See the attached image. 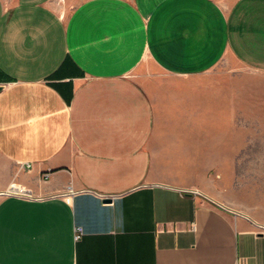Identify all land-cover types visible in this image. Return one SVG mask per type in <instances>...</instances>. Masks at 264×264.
Masks as SVG:
<instances>
[{
	"label": "crops",
	"instance_id": "obj_1",
	"mask_svg": "<svg viewBox=\"0 0 264 264\" xmlns=\"http://www.w3.org/2000/svg\"><path fill=\"white\" fill-rule=\"evenodd\" d=\"M13 18L50 30L24 60L0 42V264H264V149L236 127L264 122L240 81L264 0H0V41Z\"/></svg>",
	"mask_w": 264,
	"mask_h": 264
},
{
	"label": "rangeland",
	"instance_id": "obj_2",
	"mask_svg": "<svg viewBox=\"0 0 264 264\" xmlns=\"http://www.w3.org/2000/svg\"><path fill=\"white\" fill-rule=\"evenodd\" d=\"M241 66L234 62L231 58L226 57L223 59L218 65H216L212 70H210L207 74L202 77L196 78V82H211L217 83V81H221L227 78V72L225 69L227 68H237L239 69ZM242 85H247L249 89L256 90L255 92H246L248 95L250 94L252 99L256 100H264V76H254V75H243L240 80ZM264 112V109H263ZM262 118L264 119V114H262ZM240 127L239 132L241 134V147L242 149L252 148L257 153H262L264 149V122H255V123H245L238 125L236 127ZM262 159V156H258L257 159ZM257 163H260L257 160ZM212 172H210L211 174ZM213 174V173H212Z\"/></svg>",
	"mask_w": 264,
	"mask_h": 264
},
{
	"label": "clouds",
	"instance_id": "obj_3",
	"mask_svg": "<svg viewBox=\"0 0 264 264\" xmlns=\"http://www.w3.org/2000/svg\"><path fill=\"white\" fill-rule=\"evenodd\" d=\"M50 25L47 23H31L24 18H13L8 21L2 30V42L5 50L16 57L24 60L25 57L32 56L36 48L47 49L49 46L48 32ZM31 41V47L26 48L25 44ZM17 71L24 73L27 68L22 63Z\"/></svg>",
	"mask_w": 264,
	"mask_h": 264
},
{
	"label": "built area",
	"instance_id": "obj_4",
	"mask_svg": "<svg viewBox=\"0 0 264 264\" xmlns=\"http://www.w3.org/2000/svg\"><path fill=\"white\" fill-rule=\"evenodd\" d=\"M29 167H31L30 164H28V166L26 168H29ZM192 192L195 193L196 191H192ZM12 194L19 195V196H24V197H28V198H32L33 197V195L30 194V192L28 193L25 190L23 191V190H19V189L16 190V192L15 191L12 192ZM74 231H75V238L78 239L80 237L81 232H82V228L81 227H76ZM260 232L262 234H264V225H260Z\"/></svg>",
	"mask_w": 264,
	"mask_h": 264
},
{
	"label": "bare ground",
	"instance_id": "obj_5",
	"mask_svg": "<svg viewBox=\"0 0 264 264\" xmlns=\"http://www.w3.org/2000/svg\"><path fill=\"white\" fill-rule=\"evenodd\" d=\"M19 190H23V191H24V190H26V189H25L24 187H19Z\"/></svg>",
	"mask_w": 264,
	"mask_h": 264
},
{
	"label": "water",
	"instance_id": "obj_6",
	"mask_svg": "<svg viewBox=\"0 0 264 264\" xmlns=\"http://www.w3.org/2000/svg\"><path fill=\"white\" fill-rule=\"evenodd\" d=\"M0 89H1V87H0ZM105 200H107V201H108V200H111V199H110V198H108V199L106 198Z\"/></svg>",
	"mask_w": 264,
	"mask_h": 264
}]
</instances>
